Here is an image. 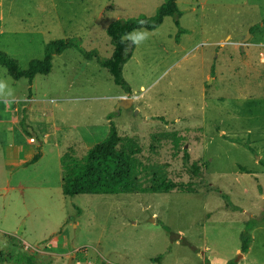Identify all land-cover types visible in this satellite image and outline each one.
Listing matches in <instances>:
<instances>
[{
    "label": "rangeland",
    "instance_id": "rangeland-1",
    "mask_svg": "<svg viewBox=\"0 0 264 264\" xmlns=\"http://www.w3.org/2000/svg\"><path fill=\"white\" fill-rule=\"evenodd\" d=\"M164 2L0 0V51L27 70L45 58L48 43L73 39L108 59L109 25L152 17ZM177 3L183 34L167 17L143 44L131 43L123 70L131 94L75 47L56 55L50 74L32 86L0 65L6 91L26 99L31 89L58 125L82 128L89 148L115 125L121 148L133 140L145 167L163 165L183 187L66 197L57 152L48 147L27 188L0 189V264H157L161 255L158 264H264V0ZM121 95L134 99L130 108H118ZM0 116L9 118L1 104ZM20 128L0 123L2 140L19 141Z\"/></svg>",
    "mask_w": 264,
    "mask_h": 264
},
{
    "label": "trees",
    "instance_id": "trees-1",
    "mask_svg": "<svg viewBox=\"0 0 264 264\" xmlns=\"http://www.w3.org/2000/svg\"><path fill=\"white\" fill-rule=\"evenodd\" d=\"M182 12L179 9L177 0H165L152 17L141 15L128 20H117L107 28V35L111 39L113 46L112 56L108 59L102 58L97 51L86 52L80 48L73 39H61L50 42L45 46V58L43 60H32L27 70H23L19 62L5 52L0 51V65L4 67L9 76L15 81L27 79L32 86L38 75H48L53 68V59L56 55L63 54L68 49H79L88 60H96L101 67L107 69L112 75L116 85L122 87L127 94H131V87L123 76L124 66L132 58L133 45L130 41L120 42V38L125 33H130L138 29L141 25L138 21H146L143 25L148 31L157 30L164 22L165 18L174 19L175 25L179 28V33L183 34L180 18ZM264 24V21H263ZM257 28L251 31L255 32ZM31 89L30 96L31 99ZM20 127L23 132L32 136L33 128L27 124L26 109ZM129 149H123L120 145L123 139L119 136L118 128L110 126V132L100 143L89 148L86 154L79 155L75 151L64 153L60 158L62 169V191L66 197L77 195H118L133 193H170L176 189H182V185L171 180L163 165H152L145 167L138 157L140 150L136 148L133 140L126 139ZM41 158L39 149L35 157L28 162V165L37 163ZM184 161H189V154L184 152ZM194 174L199 175L200 170L197 164L189 168ZM150 178L149 186H145V177ZM253 226H248L247 231L242 235L241 250L244 253L249 251L252 237L249 232ZM169 230V229H168ZM163 255L155 258L152 262L160 263ZM230 264H235L234 261Z\"/></svg>",
    "mask_w": 264,
    "mask_h": 264
},
{
    "label": "crops",
    "instance_id": "crops-1",
    "mask_svg": "<svg viewBox=\"0 0 264 264\" xmlns=\"http://www.w3.org/2000/svg\"><path fill=\"white\" fill-rule=\"evenodd\" d=\"M9 90L13 91L10 98H0V104L5 109V116L9 118L0 116V123L11 121L12 125L20 127V120L26 109L27 123L33 128V135H26L20 128L23 137L19 141L16 139L3 141L0 134V155L2 154L0 165L5 167L6 175H0V189L22 190L28 187L29 182L34 181L33 172L30 169L39 167L45 161L48 147L57 152L56 160L60 163L64 153L86 151L90 145H88L87 137L83 136L81 127L77 124L58 125L54 118V111L37 102L33 94L31 99L29 97L25 99L19 96V93H15L12 88ZM125 97L121 95L120 99ZM25 102L29 103L28 107L23 105ZM39 149L41 150L40 160L33 165H28L27 163L35 157ZM44 175L48 176V174ZM3 186L4 189L1 188Z\"/></svg>",
    "mask_w": 264,
    "mask_h": 264
},
{
    "label": "clouds",
    "instance_id": "clouds-1",
    "mask_svg": "<svg viewBox=\"0 0 264 264\" xmlns=\"http://www.w3.org/2000/svg\"><path fill=\"white\" fill-rule=\"evenodd\" d=\"M138 23L141 25L140 28L134 29L130 33H125L121 36L120 42L123 44L126 41H131L132 44H135L137 46L143 44L148 38H149V32L146 28L143 27V25L146 24V21H138ZM6 83L0 81V98L8 97L10 98L12 96V93L10 90L6 91Z\"/></svg>",
    "mask_w": 264,
    "mask_h": 264
},
{
    "label": "water",
    "instance_id": "water-1",
    "mask_svg": "<svg viewBox=\"0 0 264 264\" xmlns=\"http://www.w3.org/2000/svg\"><path fill=\"white\" fill-rule=\"evenodd\" d=\"M241 49L244 50V44L241 45ZM132 104H133V98L132 97L131 98H128V97L127 98H123L121 100V102L119 103V107L118 108L122 107V108L128 109V108H130L132 106Z\"/></svg>",
    "mask_w": 264,
    "mask_h": 264
},
{
    "label": "built area",
    "instance_id": "built-area-1",
    "mask_svg": "<svg viewBox=\"0 0 264 264\" xmlns=\"http://www.w3.org/2000/svg\"><path fill=\"white\" fill-rule=\"evenodd\" d=\"M125 98H127V97H125Z\"/></svg>",
    "mask_w": 264,
    "mask_h": 264
}]
</instances>
